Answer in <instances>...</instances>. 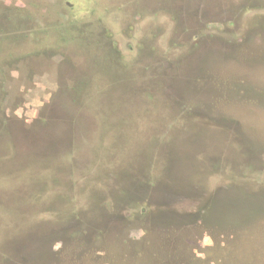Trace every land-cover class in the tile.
<instances>
[{
    "label": "rangeland",
    "instance_id": "rangeland-1",
    "mask_svg": "<svg viewBox=\"0 0 264 264\" xmlns=\"http://www.w3.org/2000/svg\"><path fill=\"white\" fill-rule=\"evenodd\" d=\"M0 264H264V0H0Z\"/></svg>",
    "mask_w": 264,
    "mask_h": 264
}]
</instances>
